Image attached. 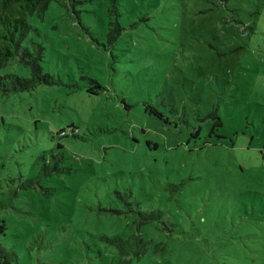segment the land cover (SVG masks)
I'll list each match as a JSON object with an SVG mask.
<instances>
[{
  "label": "rangeland",
  "instance_id": "374dc122",
  "mask_svg": "<svg viewBox=\"0 0 264 264\" xmlns=\"http://www.w3.org/2000/svg\"><path fill=\"white\" fill-rule=\"evenodd\" d=\"M63 2L23 41L50 82L0 95V193L66 169L4 211L19 263L108 264L98 236L135 232L131 264H264V0H118L120 29L108 0Z\"/></svg>",
  "mask_w": 264,
  "mask_h": 264
},
{
  "label": "trees",
  "instance_id": "16d2710c",
  "mask_svg": "<svg viewBox=\"0 0 264 264\" xmlns=\"http://www.w3.org/2000/svg\"><path fill=\"white\" fill-rule=\"evenodd\" d=\"M51 0H0V95H9L24 91H29L35 88L40 83L50 82L43 74L40 61L42 60V48L38 44L32 43V48L23 45V41L27 38L28 33L32 30L30 22L31 16L41 17L46 10ZM63 4V0H54ZM109 7L106 9L109 17H111L112 9L115 15V26L117 23V6L118 0H108ZM112 7V8H110ZM119 28V27H118ZM120 29V28H119ZM107 33L108 38L117 37L119 30L109 28ZM17 60L25 66H28L29 76L24 77L13 72H2L3 67L10 61ZM96 87H100L97 83ZM90 93L97 94L90 88ZM160 117L159 113H155ZM217 123H220L217 121ZM216 123L212 125L211 132L215 130ZM74 129L71 127L70 129ZM74 133H72L73 135ZM60 138L66 137L67 133L60 130L58 133ZM61 148L60 143L57 144ZM62 157L57 154H51L48 158L43 159V164L39 170L32 176L25 178L21 176L17 181L12 182L10 188L0 193V264H20L19 257L13 248L16 243L13 238V233L10 232V225L5 219L4 211H13L18 208L15 205V200L18 198L17 186L23 189L35 191L41 188L40 183L43 179L48 178L53 172H62L66 169L59 166ZM14 180V179H13ZM184 181L176 185H172L178 190L183 186ZM47 190V189H46ZM3 212V213H2ZM8 212V213H9ZM163 213L158 210L150 212H139L135 219L136 227L152 222H162ZM42 238V233L29 237L34 242L33 248H39V240ZM98 240L103 244L112 248L109 256L108 264H131L133 261H139L147 250V240L141 233L132 232L126 237H121L118 234L99 235ZM30 247V248H32Z\"/></svg>",
  "mask_w": 264,
  "mask_h": 264
}]
</instances>
